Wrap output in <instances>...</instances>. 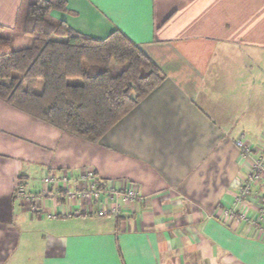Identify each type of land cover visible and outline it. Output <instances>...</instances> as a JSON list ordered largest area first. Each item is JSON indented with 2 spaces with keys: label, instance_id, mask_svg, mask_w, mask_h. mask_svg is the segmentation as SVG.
Wrapping results in <instances>:
<instances>
[{
  "label": "crops",
  "instance_id": "1",
  "mask_svg": "<svg viewBox=\"0 0 264 264\" xmlns=\"http://www.w3.org/2000/svg\"><path fill=\"white\" fill-rule=\"evenodd\" d=\"M65 1L53 18L96 40L121 31L164 80L97 143L0 100V264H264V221L221 220L250 168L234 140L264 149V0ZM23 2L0 0L14 50L31 42L16 34ZM63 170L92 171L104 205L108 192L136 198H118L116 217L80 201V215L56 219L42 211L58 183L40 202L15 199L18 182L41 194L43 176ZM251 192L257 212L264 183Z\"/></svg>",
  "mask_w": 264,
  "mask_h": 264
},
{
  "label": "trees",
  "instance_id": "2",
  "mask_svg": "<svg viewBox=\"0 0 264 264\" xmlns=\"http://www.w3.org/2000/svg\"><path fill=\"white\" fill-rule=\"evenodd\" d=\"M65 0H24L14 50L0 26V100L90 143L132 111L164 80L157 65L119 30L96 40L51 16Z\"/></svg>",
  "mask_w": 264,
  "mask_h": 264
},
{
  "label": "built area",
  "instance_id": "3",
  "mask_svg": "<svg viewBox=\"0 0 264 264\" xmlns=\"http://www.w3.org/2000/svg\"><path fill=\"white\" fill-rule=\"evenodd\" d=\"M235 146L240 152V157L243 160H248L250 163L249 171L246 173L244 181H235V188L237 192L233 194L232 207L223 208L221 220L223 224L232 223H250L256 225L264 221V198L257 212H254L249 204L254 201L252 196V187L254 184L264 183V149L258 156L253 155V147L250 146L246 140L245 135L240 133L234 140ZM59 184V189L56 190L52 196L53 209H43V214L47 219L71 218L80 215L79 202L82 201L88 212L92 207H96V215L100 218L106 216H118L121 213V206L117 203L118 198H121L126 204L136 198L134 188H129L123 194L117 192H108L106 195L105 205L101 202L104 196V191L99 188V184L95 179L92 171H86L79 177H72L69 171L63 170L57 176L53 173H46L42 178L43 192L41 194L31 195L25 192L24 188L16 184L14 197L20 203H25L33 200L40 202L45 194L48 193V187L54 184ZM63 200L65 203L62 206L58 201ZM112 203L116 204L112 207ZM247 203V204H246ZM103 204L102 208L98 206Z\"/></svg>",
  "mask_w": 264,
  "mask_h": 264
},
{
  "label": "rangeland",
  "instance_id": "4",
  "mask_svg": "<svg viewBox=\"0 0 264 264\" xmlns=\"http://www.w3.org/2000/svg\"><path fill=\"white\" fill-rule=\"evenodd\" d=\"M3 37H11L10 35H5V34H2ZM20 39H16L14 41V45L13 46H16L17 42H19Z\"/></svg>",
  "mask_w": 264,
  "mask_h": 264
}]
</instances>
